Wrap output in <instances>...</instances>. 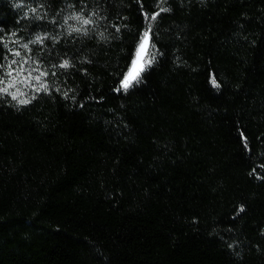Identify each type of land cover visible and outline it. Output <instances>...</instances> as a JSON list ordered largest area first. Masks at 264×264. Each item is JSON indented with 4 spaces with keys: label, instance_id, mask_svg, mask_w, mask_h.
<instances>
[{
    "label": "trees",
    "instance_id": "obj_1",
    "mask_svg": "<svg viewBox=\"0 0 264 264\" xmlns=\"http://www.w3.org/2000/svg\"><path fill=\"white\" fill-rule=\"evenodd\" d=\"M0 36L49 73L0 98V264H264V0H0Z\"/></svg>",
    "mask_w": 264,
    "mask_h": 264
},
{
    "label": "snow or ice",
    "instance_id": "obj_2",
    "mask_svg": "<svg viewBox=\"0 0 264 264\" xmlns=\"http://www.w3.org/2000/svg\"><path fill=\"white\" fill-rule=\"evenodd\" d=\"M158 3L161 2V0H157ZM39 7H43V4L38 5ZM71 7V5H69ZM168 8H161L160 11H169ZM32 12H36V8L31 9ZM89 15H95V13H91ZM145 17H148V13H144ZM159 15L158 12H152L151 18L152 20H155L157 16ZM27 18V16L25 17ZM73 19H78L81 21L84 25L93 24L94 21L89 19L88 17L81 16L79 12L75 13L72 17ZM39 19V17H37ZM35 27V26H34ZM72 31H82L85 34H87V30L83 28H69V32ZM117 31H119V28L117 27ZM151 25H149L145 30L141 31L139 35V42L137 43V48H147L151 44ZM6 36H12L15 37L16 33L11 32L5 34ZM102 35V34H101ZM44 37L49 36L48 32L43 33ZM53 41L55 42L58 37H53ZM18 42V38L16 40H5V37L0 36V47H3L5 49L3 58L0 60V98L5 96H10L13 101L16 102L18 105H26L31 102V99H35L36 97L29 98H22L25 97V93L21 90L18 85L20 84H29L30 81H35V83H30L29 86L33 88L36 92H40L43 90L45 93L48 92L47 87V80H42V77H47L49 73L47 71H42L39 67L36 68H26L25 65L28 63V58H22L17 59L18 57H21V51L20 48L29 50V43H43L41 35L37 34L35 36V39L30 41L29 43H24L20 45L19 47H12V44H16ZM33 63H42V61H33ZM70 61L67 59H63L59 63L60 68L67 69L70 66ZM150 63V61H149ZM55 67V66H54ZM33 73H37L36 75H33ZM51 75L55 76L56 73L53 72ZM137 77H134L133 79H129L127 75L124 76V79L121 81L122 86L125 90H127L133 83V80H137ZM215 84V81H213ZM63 96L67 97L68 93L63 92ZM75 99V97H73ZM83 105H81L82 107ZM245 147H247V144H245ZM243 210V205H241L240 211ZM228 247H232L231 244L228 245Z\"/></svg>",
    "mask_w": 264,
    "mask_h": 264
},
{
    "label": "rangeland",
    "instance_id": "obj_3",
    "mask_svg": "<svg viewBox=\"0 0 264 264\" xmlns=\"http://www.w3.org/2000/svg\"><path fill=\"white\" fill-rule=\"evenodd\" d=\"M145 52H146V48H138L136 56L132 62V65H131L128 73H127V76L129 77L130 80L133 79L135 77V75L138 73V71L141 69L143 59L145 56ZM21 85L24 86L25 88H29L28 84H21Z\"/></svg>",
    "mask_w": 264,
    "mask_h": 264
}]
</instances>
